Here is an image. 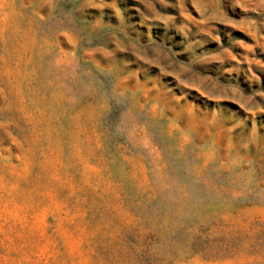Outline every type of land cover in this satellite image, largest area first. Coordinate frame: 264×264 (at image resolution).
I'll return each mask as SVG.
<instances>
[{
  "label": "rangeland",
  "instance_id": "374dc122",
  "mask_svg": "<svg viewBox=\"0 0 264 264\" xmlns=\"http://www.w3.org/2000/svg\"><path fill=\"white\" fill-rule=\"evenodd\" d=\"M0 264H264V0H0Z\"/></svg>",
  "mask_w": 264,
  "mask_h": 264
}]
</instances>
